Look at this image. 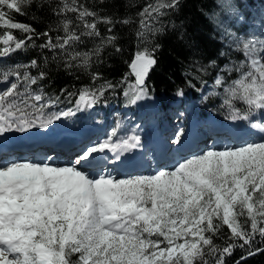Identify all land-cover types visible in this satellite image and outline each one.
Returning a JSON list of instances; mask_svg holds the SVG:
<instances>
[{
    "label": "snow or ice",
    "instance_id": "1",
    "mask_svg": "<svg viewBox=\"0 0 264 264\" xmlns=\"http://www.w3.org/2000/svg\"><path fill=\"white\" fill-rule=\"evenodd\" d=\"M34 2L0 0V28L5 29L0 33V57L39 47L42 55L47 50L51 62L66 69H88L102 63L105 46L122 52L114 35L101 36L96 22L86 19L96 14L79 0L56 5L49 0L58 17L77 13L79 23L72 28L69 21L62 28L37 33L14 22L13 14H27ZM178 2L151 0L137 14L133 58L127 62V75L116 83L99 71L91 72L92 87L78 92L63 89L61 100L44 92L40 81L47 73L35 59L0 72V84L5 85L0 90V264H226L237 248L246 253L236 261L241 264L264 252L255 247L264 244V137L182 157L150 174L121 172L136 167L128 154L141 147V137L132 134L114 141L119 121L103 142L87 125L69 129L75 137L73 155L64 164H56L50 154L20 162L8 148L17 142V134L51 132L50 126L58 121L57 127H64L63 121L93 109L107 92L119 89L131 106L149 99L148 78L158 63L154 38L164 31L163 18ZM8 30L29 35L21 39ZM52 31L57 32L54 38ZM33 37L46 39L37 45ZM96 37L99 42L93 40L91 49L77 50L85 43L82 38ZM233 39L243 58L225 64L214 84L226 94L224 104L231 112L226 119L248 121L264 133V123L250 121L255 112L264 114V34ZM49 63L45 56L43 65ZM176 95L184 93L178 90ZM234 101L243 102L246 110L242 112ZM174 142L179 144L180 138Z\"/></svg>",
    "mask_w": 264,
    "mask_h": 264
},
{
    "label": "trees",
    "instance_id": "2",
    "mask_svg": "<svg viewBox=\"0 0 264 264\" xmlns=\"http://www.w3.org/2000/svg\"><path fill=\"white\" fill-rule=\"evenodd\" d=\"M52 5L63 3V0H50ZM151 0H79L88 11L94 12L96 16L87 17L89 22H96L97 29L101 36L114 35L116 46L122 49L117 53L111 45L105 46L101 52L102 63L93 64L88 69L77 67L66 69L57 62H51L52 53L44 50L41 54L39 47H28L27 49L16 50L8 57H0V72H4L14 67L18 63L27 64L31 60H37L42 69L47 73V78L40 81L44 92L48 96H60L63 89L68 92H78L84 87H92L93 82L89 73L99 71L105 80L113 83L120 81L121 77L126 76L129 69L128 63L133 58L135 51L136 35L135 29L139 26V16L137 15ZM252 4H259L258 0H179L178 6L170 10L163 18L165 29L154 38V43L159 45L156 51L157 65L151 70L148 85L151 103L152 98L162 102L165 98L177 96L176 92L182 90L185 100H181L182 105L189 106L190 115L197 113L201 117L213 115L221 123H227L226 119L231 115L224 100L226 94L221 88L214 84V78L220 73V69L229 61L242 59V54L235 50L233 37L247 35L248 31L246 18ZM77 13H67L66 18L58 17L56 12L50 7L49 0H35L27 14H13L14 22L28 25L37 33H43L58 26L62 28L63 23L72 21L69 27L75 23ZM257 17V13L254 18ZM258 19V18H256ZM134 21L125 24L123 21ZM111 21L112 23H105ZM112 31L109 32L108 29ZM5 29L0 28V33ZM11 31L16 37L25 39L27 35L20 30ZM53 38L56 31L50 33ZM63 35V31L59 32ZM37 45L44 42L46 38L36 39ZM85 39L83 45H77V50L87 51L93 47V40L99 42V38ZM31 45L32 41H27ZM47 56L50 63L43 65L44 57ZM205 69V71H198ZM37 70H32V75H36ZM235 74H233L234 76ZM102 81H97L99 84ZM230 82V81H229ZM4 86L0 84V90ZM37 86L33 85L35 89ZM117 92H107L106 99L94 107L100 110L103 115L92 117L91 111L83 112V116L75 121L69 119L70 123L76 127L81 124L92 122L96 119L107 120L108 108H117L118 112L126 113L138 118L144 114L138 112L134 106L128 105L126 99ZM73 101L76 97L72 98ZM169 101V100H167ZM236 107L245 111L247 106L241 101H234ZM107 104L109 107H102ZM161 104V103H160ZM71 107V105H61V107ZM162 106V105H161ZM142 109V108H141ZM140 109V110H141ZM258 118L264 120V114L255 112ZM251 121V118H250ZM244 126L248 121H240ZM122 128V123L120 125ZM225 231H227L225 229ZM216 243L223 244V240ZM257 248H264V244H256ZM246 255L244 250L239 248L233 251L230 257L226 258V264H236L241 256ZM241 264H264V252L244 259Z\"/></svg>",
    "mask_w": 264,
    "mask_h": 264
},
{
    "label": "rangeland",
    "instance_id": "3",
    "mask_svg": "<svg viewBox=\"0 0 264 264\" xmlns=\"http://www.w3.org/2000/svg\"><path fill=\"white\" fill-rule=\"evenodd\" d=\"M258 1L259 4H252L250 10L247 13V27H250L247 28V30L251 32H248L247 35H241L240 37L251 38L253 36H261L262 34H264V0ZM256 13V18L258 19L254 18V15ZM181 99H184L183 96H172L170 98H165L162 102L157 100H153V102L151 101V103L148 102V100L141 101L134 107L138 109V112L136 113H142V110L144 109V114L141 115V118L139 116L135 119L130 116L129 112H126V114H122L118 112L115 107H112L110 109L108 108L109 113L107 116L106 124H101V122L98 121L93 125L87 127L91 135L95 138H98L100 142H103L104 139L111 135V132L113 128L116 127V123L118 121H122V129H135V132L129 135L137 134L141 137V147H143V149L145 150L144 153H146V157L144 158V160H142L143 163H139L138 160L135 161L136 167L134 168H121L125 170L124 173L131 172L133 174H150L153 169L159 167L160 165H168L174 163L176 160H179L182 157H187L192 154H199L201 152H206L212 149L221 150L226 145L232 147L245 144L246 142H260V138L264 137V133L259 132V130L257 129L251 128V126H249L248 128H244L239 124V122L231 121L229 122V124L235 125L234 130H232L227 123L225 127L230 130L229 132L226 130L225 133L221 128L217 127V131L213 133L212 136L213 140H209V128H206L203 122H199L194 118L190 121H187L188 116L186 113H184V107H181ZM160 103L162 106H159ZM190 105L192 104H186L185 107H189ZM102 107L107 108L109 106L107 104H102ZM140 107H142L141 110ZM160 107H163L162 111L160 110ZM90 111L92 113V117L104 114L100 110H95L94 108ZM145 113H148V115H146ZM81 116L82 112L78 113L75 121H78ZM183 117L186 118L183 120ZM67 122L68 121H63L64 129L63 127H61L55 131L58 132L61 130L60 133L65 132L67 135H65L64 139H75L74 136L68 133L69 128L67 127ZM210 122L212 124H215L212 119H210ZM257 122L264 123L263 121ZM140 123L142 124L139 125ZM60 124L61 122L58 121V123L53 125L51 128ZM136 127H146L147 129H149L148 132H143ZM80 128L81 127L75 129ZM103 130H105L104 135L102 134ZM150 132L151 134H149ZM15 137V140L18 142L29 141L26 138V135L17 134ZM177 137L180 138L179 144L174 142ZM156 144L158 146H156ZM45 145L47 146V148L39 150L37 152L39 153V155L34 160H38L42 158L43 155L49 154L51 152H57L56 154L52 155H57V158L55 159L56 164H64L69 160V158L72 157L73 153L71 149L69 151H65L63 148L68 145L67 143L58 142L57 147L55 148L54 142H42V147H45ZM132 153H130V155ZM108 155L110 156V153H108ZM14 156L20 158V162H25L21 160L30 159V157L26 155L20 156L19 154H15Z\"/></svg>",
    "mask_w": 264,
    "mask_h": 264
},
{
    "label": "bare ground",
    "instance_id": "4",
    "mask_svg": "<svg viewBox=\"0 0 264 264\" xmlns=\"http://www.w3.org/2000/svg\"><path fill=\"white\" fill-rule=\"evenodd\" d=\"M138 104H139V102H138ZM137 104V105H138ZM228 125H229V127L232 129V130H234V128H235V125L234 124H229L228 123ZM61 132V130L60 131H55V130H52L51 132H49V131H47V130H39V131H37V130H32V134H31V136H27L26 135V138L29 140V141H25V142H21L20 140V142H16V144H13V145H17L18 146V144H21V145H24V144H30V143H32L33 141H41V140H46V141H49V143H51V142H54L55 143V148L57 147V144H58V142L61 140V138H62V136L64 135V133L65 132H62V133H60ZM60 133V134H59ZM68 133H69V131H68ZM14 139H16V137H14ZM23 140V139H22ZM9 146V145H8ZM156 146H158L157 144H156ZM19 147H20V145H19ZM59 150V149H58ZM17 152V151H16ZM57 153V152H56ZM52 155H54V153H52ZM51 155V156H52ZM112 154L110 153V156H111ZM129 156H131L135 161H139V163H143V161L142 160H144V158H145V156H144V149H143V147H141V148H139V149H137V150H135L134 151V153H132L131 155L130 154H128ZM54 157V159H56V156H53Z\"/></svg>",
    "mask_w": 264,
    "mask_h": 264
}]
</instances>
